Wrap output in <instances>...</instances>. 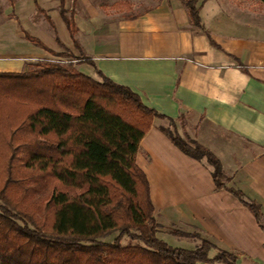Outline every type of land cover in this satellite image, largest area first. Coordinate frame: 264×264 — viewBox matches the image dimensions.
Returning a JSON list of instances; mask_svg holds the SVG:
<instances>
[{
  "label": "crops",
  "instance_id": "obj_1",
  "mask_svg": "<svg viewBox=\"0 0 264 264\" xmlns=\"http://www.w3.org/2000/svg\"><path fill=\"white\" fill-rule=\"evenodd\" d=\"M150 1L141 9L127 4V10L116 11L76 1L74 46L59 13L60 0H16L25 4L31 31L23 29L17 14L0 24V70L20 71L18 59L50 58L23 32L39 40L52 34L50 45L41 40L50 50L65 46V52L90 57V64L80 62L75 69L95 79L101 72L173 118L178 132L209 149L230 177L228 185L259 203L264 216V2L196 0L206 34L189 22L182 0ZM63 8L70 15V0H63ZM163 120L152 119L135 154L158 224L193 230L238 257L264 262V232L250 210L215 187L203 159H192L169 140L159 128ZM167 235L194 246L158 228L157 236Z\"/></svg>",
  "mask_w": 264,
  "mask_h": 264
},
{
  "label": "trees",
  "instance_id": "obj_2",
  "mask_svg": "<svg viewBox=\"0 0 264 264\" xmlns=\"http://www.w3.org/2000/svg\"><path fill=\"white\" fill-rule=\"evenodd\" d=\"M182 4L189 22L207 34L196 0ZM72 8L67 15L60 0V16L77 46ZM23 37L51 52L38 38ZM79 55L78 61L91 63ZM32 65L0 70V264H238L236 253L195 232L170 230L197 237L192 248L157 236L148 181L135 162L152 119L166 118L171 128L160 130L184 154L203 159L215 187L234 195L264 232L259 203L228 185L209 149L101 72L96 80L58 62Z\"/></svg>",
  "mask_w": 264,
  "mask_h": 264
},
{
  "label": "rangeland",
  "instance_id": "obj_3",
  "mask_svg": "<svg viewBox=\"0 0 264 264\" xmlns=\"http://www.w3.org/2000/svg\"><path fill=\"white\" fill-rule=\"evenodd\" d=\"M78 1V0H76ZM75 1V4L72 6V0H70V9L75 6H77V3ZM83 1L86 2H90L92 5H94L96 7V9H99L102 11H109V10H118V8L120 9H126V5L127 4H134L136 6V9H141L142 7L144 8L146 3L151 2L150 0H79L80 4H82ZM32 2V1H31ZM16 3V0H0V24L5 21L9 16L11 15H18V18L21 19V22L23 24V29H25L26 31H28L30 33L31 28H30V22L28 21V19H26V16L24 15L25 10V4L19 6L16 3V6L14 5ZM23 7V8H22ZM127 10V9H126ZM16 15V17H17ZM37 15L40 16V13L37 12ZM33 17V16H32ZM16 34L18 37H22L18 31V29L16 30ZM60 35V37L64 40L67 39L63 33H58ZM65 37V38H63ZM23 38V37H22ZM41 40H43L45 43H47L48 45H50L52 43V41H54L53 35L52 34H48L47 36H44V38H42ZM16 46L19 47V43L16 42ZM72 44L70 42V49H72ZM66 47H59L58 51H54L51 50L50 54L48 55L50 58L48 59H41V60H47V61H52V62H58L59 64L62 65H66V66H72L74 67V65H76L77 63H80L81 61H78V57L80 56L79 54L74 55L72 53V51L70 52H65L66 51ZM3 54H0V59L2 60ZM40 61L39 59H33V60H29V59H23V60H17L16 62H18V64H20V68H22L20 71L23 70H27V69H31L34 66L32 65L33 63ZM75 68V67H74ZM95 79V78H94ZM101 78H96V80H100ZM181 123L179 122V125H183L180 129L181 132H184L185 128H184V119L180 120ZM164 123V126L171 128V126L168 124V122H166V120L162 121ZM186 126V125H185ZM185 133V132H184ZM186 134V133H185ZM229 183V182H228ZM156 220V219H155ZM158 224V223H157ZM157 228H163V230H171V229H176L173 227H170L168 225H166L165 227H161L159 224L157 226ZM182 230V229H179ZM184 232H195L193 230H182ZM198 234V232H196ZM115 235V233H113L111 236L107 237L108 240L112 239V237ZM200 235V234H199ZM201 236V235H200ZM186 238L188 241H191L194 245L199 243V239L195 236H181ZM163 240H165L167 243H169L170 245H178V246H182V247H186V248H192L193 246H191L190 243H183L181 242V240L177 239L176 237H167L164 238ZM238 264H264V262L258 263V262H254V260L245 257V256H241L238 257Z\"/></svg>",
  "mask_w": 264,
  "mask_h": 264
}]
</instances>
